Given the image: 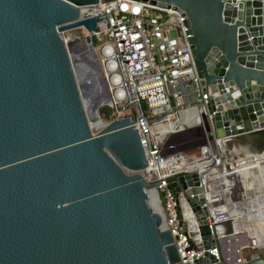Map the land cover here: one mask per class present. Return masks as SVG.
<instances>
[{
    "label": "water",
    "instance_id": "1",
    "mask_svg": "<svg viewBox=\"0 0 264 264\" xmlns=\"http://www.w3.org/2000/svg\"><path fill=\"white\" fill-rule=\"evenodd\" d=\"M150 1L186 16L210 140L239 139L244 159L259 157L246 141L264 135V0ZM97 2L0 0V264H180L131 117L103 121L99 112L108 94L92 48L96 18L80 19ZM80 26L84 39L65 40ZM78 41L88 49L75 58ZM168 188L174 197L183 189L198 226L195 264H264L263 214L247 215L256 227L242 263L239 254L219 260L210 250L237 220L214 222L210 235L216 203L207 196L218 186L203 190L196 173H174Z\"/></svg>",
    "mask_w": 264,
    "mask_h": 264
},
{
    "label": "built area",
    "instance_id": "2",
    "mask_svg": "<svg viewBox=\"0 0 264 264\" xmlns=\"http://www.w3.org/2000/svg\"><path fill=\"white\" fill-rule=\"evenodd\" d=\"M90 8L92 13L80 19L96 18L92 35L100 45L98 52L94 42L92 48L108 94L103 106L112 109V119L131 117L146 155L144 178L149 184L158 183L162 226L174 238L180 264H195L202 254L193 248L201 243L199 229L183 189L174 197L168 179L174 173H196L199 186L205 190L217 184L210 176L205 183L202 173H214L226 163L218 140L209 138L213 132H206L202 125L201 114L210 119L212 113L208 112L209 94L200 84L193 59L186 16L177 8L150 0H98ZM84 37L79 36L80 41ZM191 130L199 131L188 132ZM198 159L207 160L203 171L195 165ZM211 219L207 222L214 237ZM210 251L223 259L218 245Z\"/></svg>",
    "mask_w": 264,
    "mask_h": 264
},
{
    "label": "rangeland",
    "instance_id": "3",
    "mask_svg": "<svg viewBox=\"0 0 264 264\" xmlns=\"http://www.w3.org/2000/svg\"><path fill=\"white\" fill-rule=\"evenodd\" d=\"M68 34H71V35H79V36H85V34H86V30H85V28L84 27H82V26H80V27H77V28H75V29H72V30H70V31H65V32H63L62 33V35L64 36V37H67V35ZM99 45H100V43L99 42H94V47H95V50H96V52H98V47H99ZM105 108V106H100L99 107V112L102 110V109H104ZM107 108V107H106ZM109 110H112V109H110V108H108ZM100 115H101V113H100ZM109 116H111V118L113 117V112L112 111H110V114H109ZM110 118V119H111ZM171 125L173 124V123H170ZM100 129H101V127H96V126H93L92 128H91V130H92V132L93 133H97L98 131H100ZM199 130H191V131H188V132H193V133H196V132H198ZM249 141H246L247 143H248V145L250 146V148L253 150V151H255V152H260L261 154H263V151H264V135H262L261 137H254V138H250V139H248ZM233 145H234V141H233V139H230V140H228V141H226L225 142V144H223V147L222 148H219V149H221V151H222V149H223V152H225V154H226V157L228 156V157H230L231 159H233V160H237V163H238V160H240V162L238 163V164H236V165H232L231 167H230V170H231V173L233 174V172H235L234 170H235V168H236V166H238L239 164H241V163H243V162H245V161H247V159H244L245 158V155H244V149H240L238 146H236L237 148L236 149H234L233 150ZM243 151V152H242ZM240 152V153H239ZM254 153V152H253ZM256 155V154H255ZM222 160H224L225 161V163H226V165L225 166H220V168H222L223 169V172H224V175H222L221 177H220V186L221 187H223L222 189L229 195V194H231V192H230V188H228V185H227V180H226V178H228V176H229V170H227V159H225L224 157H222ZM248 161H249V163L251 162V163H255L256 164V166H257V162L255 161V160H253V159H248ZM257 171H258V169H257ZM253 174V173H252ZM251 174V175H252ZM258 174H259V172H258ZM244 175H246L245 173H244ZM250 175V176H251ZM232 177H234V175H231ZM244 177V176H243ZM243 177H242V179H243ZM240 179V178H239ZM224 182H225V184H224ZM242 181H240V180H237V178H236V181H233L231 184H233V185H235V187L237 188H239V185H241V187L242 186H244L243 184H239V183H241ZM255 186V185H254ZM210 188V187H209ZM240 191H241V188L239 189ZM250 192V191H249ZM251 192H253V193H255V191H253V190H251ZM250 192V193H251ZM252 195V196H251ZM253 196H255V195H253V194H247V196H244L246 199H243V196H241V194L237 191V193H236V198H240L241 199V201L240 200H238V201H236V202H234L233 201V199H232V196L231 197H229L228 196V198H229V201L231 200L232 202H230V203H227L226 205H224V206H218L217 207V209L219 208V209H225V208H228V207H230V206H232V210L234 209V216L233 217H235V219L237 220V228L236 229H234V231L231 233V234H229V235H225V236H220L219 238H218V247H219V252H220V255H221V258H223V253H222V241L223 240H229V239H237V240H239V243H238V246L236 247V248H233V252H235L236 251V254H235V256L237 255V254H239V255H242L241 257H246V256H248V254L251 252V248H252V246H254V244H253V234H254V229H255V223H253V220H251L250 219V217H248V216H244L243 218H241L239 215H238V213H242V211H244L245 210V206H247L249 203H252L253 201H259L260 199H261V201H262V199H263V195H262V197H260V198H251V197H253ZM256 201V202H257ZM244 202V203H243ZM238 203H241L240 204V207H239V209H237V207L235 208V205L236 204H238ZM243 203V204H242ZM263 203V202H262ZM233 217H229L230 219H233ZM225 218V217H224ZM235 220V221H236ZM220 245H221V247H220ZM260 251H263V249H261Z\"/></svg>",
    "mask_w": 264,
    "mask_h": 264
},
{
    "label": "crops",
    "instance_id": "4",
    "mask_svg": "<svg viewBox=\"0 0 264 264\" xmlns=\"http://www.w3.org/2000/svg\"><path fill=\"white\" fill-rule=\"evenodd\" d=\"M233 141H234V145H233V150H234V149L237 148L236 146H238V143H240V140L239 139H233ZM241 164H239L238 166H236V168L234 170L235 171L234 172V177H232V178L231 177L226 178L227 185H228V188H230L231 194L228 195L222 189L223 187L219 186L218 187L219 188L218 192H215L213 195H209V198H210L211 202H215L216 203V207H218V206H224L227 203L232 202L231 200L229 201L228 196L229 197L232 196V199H233L234 202H236L238 200L241 201L240 198H236L235 197L237 191L241 194V196H243V199H246L244 196H247V194H253V195H255V196L251 197L253 199L254 198H260V197H262V195L264 197V192H262L263 188H262L261 184H260L261 188L259 190L257 189V191H255V188H254V185H253L254 177L251 174L252 173H258L257 166L255 164L253 166V164L250 162V163L247 164V166H245V168H242L240 166ZM249 164H251V165H249ZM244 173L246 175H244V177H243L242 180L240 179L242 182L239 183V184H243L244 186L241 187V185H239V188L238 187L236 188L235 185H233L234 183L231 184L233 181H236V178H237V180H239V177L241 178V175L244 174ZM250 175H251V177H250ZM218 181L219 182L221 181L220 178H219ZM258 183H260L259 176H258ZM224 184H225V182H224ZM240 188H241V191L239 190ZM251 190L255 191V193L251 192ZM256 201H253L252 203H257V206H255V204L252 206V204L249 203L247 206L244 207L245 210L242 211V213H238V215L241 218H243L244 216L246 217L251 212H254V213L256 212L258 215H260V212H262V214H263V205H264V202L262 203L261 199L259 201H257V202ZM240 204L241 203L236 204L235 205V208L237 207V209H239ZM227 209H229V210H227L228 212H225L226 211V208L225 209L224 208L223 209H219V208L216 209L217 211H215V216H217L219 219L224 218V217L225 218L233 217L234 216V209L232 210V206L228 207ZM219 211H222V212H220V213H222V216H220V214H218ZM261 217L263 218V215ZM233 218L235 219V217H233ZM238 243H239V240H237L235 238L234 239L231 238L229 240H223L222 241V253H223V259L224 260L231 261V260H233L236 257L235 256L236 251L233 252V248H236L238 246ZM220 247H221V245H220ZM239 256L241 257L242 255H239Z\"/></svg>",
    "mask_w": 264,
    "mask_h": 264
},
{
    "label": "bare ground",
    "instance_id": "5",
    "mask_svg": "<svg viewBox=\"0 0 264 264\" xmlns=\"http://www.w3.org/2000/svg\"><path fill=\"white\" fill-rule=\"evenodd\" d=\"M68 41H71L72 39L71 38H68L67 39ZM72 48V51H73V53H74V57L75 58H80V57H84V56H86V52H87V46L86 45H84L83 43H81V42H79V43H76L73 47H71ZM90 87H91V89L93 88H95V84H90L89 85ZM87 97H89V96H87ZM89 101H90V103H91V105L92 106H90V109H93V105H95V104H98L100 101H101V97L100 96H97V97H95V98H89ZM217 146L219 147V148H222L223 147V144H222V142L221 141H218V143H217ZM219 152L221 153V159H222V157H224L225 159H227L228 161H227V170H229L230 172H229V176H228V178L229 177H231L232 178V176L231 175H234V172H233V174L231 173V170H230V168L229 167H231L232 165H236V164H238L239 162H240V160H238V163H237V160H235V161H233L232 159H230V157H226V155L224 154V152H223V149H222V151H221V149L219 150ZM243 152V151H242ZM255 152V151H254ZM240 153V152H239ZM203 159V158H202ZM202 159H198V161H196V163H195V165H197V166H199L200 168H201V170L203 171L204 170V163H206L207 162V160L206 159H204L203 161H202ZM247 161H245V162H243L240 166L242 167V168H245V166H247V164L249 163V161H248V159H253V160H255L256 162H257V169H258V172H259V174L258 173H253L252 174V176L254 177V180H253V185H255L254 186V188H255V191H257V189L259 190L260 188H261V186H262V188H263V190H262V192H264V173H263V165H264V153L263 154H260V156L258 157V156H256L255 154H253V155H250V156H248L247 158ZM253 164V166H254V164L255 163H252ZM249 165H251V164H249ZM256 165V164H255ZM229 166V167H228ZM223 168V167H222ZM222 168H219V167H217L214 171H215V173H214V175L212 176V181H214L217 185H219L220 186V182L218 181L219 180V178H220V176H222V175H224V172H223V169ZM255 169V168H254ZM204 176L206 175V173L205 172H203L202 173ZM241 175V174H240ZM203 176V177H204ZM244 176V174H242L241 175V180H242V177ZM258 176H259V178H260V183H258ZM251 177V176H250ZM239 179V180H240ZM252 179V178H251ZM240 180V181H241ZM260 184H261V186H260ZM218 186V187H219ZM207 186H205V188H206ZM208 188V187H207ZM206 188V189H207ZM257 193V192H256ZM214 194V193H213ZM212 194V195H213ZM207 200L209 201V202H211V200H210V198H209V196H207ZM262 202H264V197H263V199H262ZM252 204V206L255 204V206H257V203H251ZM159 208V207H158ZM217 209V207H216V205L214 206V207H212L211 209H210V211H209V213H210V215H208V216H206V220H208V219H211V217L213 216V219H211V222H218L219 220H223V219H225V218H221V219H219L217 216H215V211H217L216 210ZM227 210H229V209H227L226 208V211L225 212H228ZM261 214H262V212H260ZM228 219V218H227ZM230 219V218H229ZM263 221H264V205H263ZM263 226H264V222H263Z\"/></svg>",
    "mask_w": 264,
    "mask_h": 264
},
{
    "label": "trees",
    "instance_id": "6",
    "mask_svg": "<svg viewBox=\"0 0 264 264\" xmlns=\"http://www.w3.org/2000/svg\"><path fill=\"white\" fill-rule=\"evenodd\" d=\"M100 113H101V118L103 119V121H109V120H111L112 118H111V116H109V114H110V110L108 109V108H104V109H102L101 111H100ZM111 118V119H110ZM214 173H215V171H213ZM205 173H206V175L204 176V181H205V183H206V181H207V177L208 176H210V177H212L213 175H214V173H208V172H206L205 171Z\"/></svg>",
    "mask_w": 264,
    "mask_h": 264
}]
</instances>
